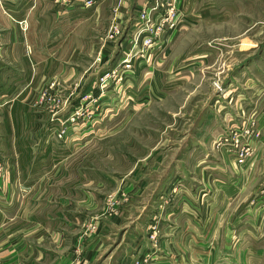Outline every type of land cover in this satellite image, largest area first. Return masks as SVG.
<instances>
[{"label": "rangeland", "instance_id": "1", "mask_svg": "<svg viewBox=\"0 0 264 264\" xmlns=\"http://www.w3.org/2000/svg\"><path fill=\"white\" fill-rule=\"evenodd\" d=\"M5 1L9 4L10 0ZM3 2L0 0V11ZM85 2L53 0L55 13L73 9L86 15L85 19L79 17L85 23L71 21L65 26L64 40L68 41L62 51V34L55 39L59 41L53 50L55 58L67 60L70 75L56 61L54 74H37L35 92L27 99L23 93L15 101L22 104L13 108L0 102V121L10 114L17 121L11 124L6 118L0 123V170L4 168L0 190H5L8 174L10 182L12 164L17 161L16 175L21 173V179L16 182L30 185L16 188L20 196L34 187L43 191L52 182H75L87 196L95 195L102 203L103 211L88 215L80 232L97 237L102 218L131 213L128 205L136 202L132 197L140 207L143 194L151 203L164 196L162 204L155 202L157 212L170 205L171 195L181 198L182 194L171 191L161 195L177 172L178 189L186 188L184 202L191 204L190 195L196 198L198 188L202 197L197 196L198 210L207 208L203 216L207 218L198 213L197 252L189 249L182 234L164 233L159 216H154L148 230L150 243L174 244L176 247L168 249L182 261L179 264H264V71L257 72L264 52V0H177L173 5L172 0ZM177 9L179 15L170 20ZM143 11L150 32L158 25L162 31L153 39L155 46L143 48L147 53L139 55L133 47L141 39L137 31ZM28 19L20 22L24 32L30 28L32 20ZM58 25L56 22L54 28ZM129 63L131 68H127ZM107 75L111 78L103 86L102 78ZM208 108L216 113L213 119L221 132L219 140L213 143L211 139L205 145L201 144L204 134L197 133L211 127L205 124L206 115L202 117ZM33 133L38 135L36 142L31 139ZM197 145L213 147L211 158L226 167L229 162V173L239 175L244 184L241 195L236 192L227 197L220 191L214 211L204 201L211 191V174L221 178L227 173L204 167L205 157L189 151L200 147ZM30 146L48 150L38 155ZM16 148L22 153L16 154ZM243 148L251 153L245 164L238 161ZM146 179L152 183L143 193ZM159 185L163 189L158 190ZM226 211V218L215 216L216 230L210 231L211 217H221ZM186 220L179 222L184 226ZM207 229L210 232L202 234ZM152 234H157L155 241ZM153 251L144 256L135 252L129 264L137 258L157 264L158 254Z\"/></svg>", "mask_w": 264, "mask_h": 264}, {"label": "crops", "instance_id": "2", "mask_svg": "<svg viewBox=\"0 0 264 264\" xmlns=\"http://www.w3.org/2000/svg\"><path fill=\"white\" fill-rule=\"evenodd\" d=\"M4 2L2 3L4 5L3 10L0 11V102H6L14 108L15 101L21 98L23 93L25 99H27L26 97L31 92V94L35 92L33 83L36 81L35 76L37 74L43 75L45 72L51 75L54 74L52 65L56 61H60L62 72H67L70 75L67 60L65 58L61 60L55 58L56 54L53 50L56 45L57 47L59 45L57 44L59 41L55 39L59 37V33L62 34V51L64 43L66 44L68 41L67 39L64 40L68 33V28L65 26L68 27L71 21H76V25L85 23L86 21L81 19H85L86 15L84 12L74 11L73 9H61L60 12L55 13L53 12L55 8L53 0H14L13 4H10L11 0L9 4L5 0ZM22 12H26L28 15L24 16L25 13L21 14ZM80 15H83V18H79ZM26 17L32 21L30 20V28L24 32L20 27V22L25 20ZM56 22L59 25L54 28ZM44 46L46 48L45 53H42L40 49L43 50ZM260 56L264 58V52ZM263 58L259 63V67H257V72L264 71V62L261 63L264 60ZM20 104L22 103L16 106ZM225 110H221V113ZM204 113L202 117L206 115L203 117L206 118L204 120L205 124L209 123L211 127L206 126V130L204 129L197 134H204L201 137V141H203L201 144L207 145L212 141L211 139H213V143L215 140H219L218 136L221 130H219L220 127L218 128V121L215 122L213 119L216 115L213 108H208ZM6 118L10 120L11 124L17 122L15 117L10 114V116H4L0 123L4 122ZM213 125L216 127L214 135ZM72 126L71 124L70 130ZM215 135H217L216 139ZM33 136L34 138L31 137V139L36 142L38 135L33 133ZM15 139L17 140V137ZM197 146L200 147L189 151L195 154L199 153V155L205 157L204 167L211 168L212 172L220 171L223 173L225 171L227 173V177L221 178H215L217 176L214 177L211 174L214 181L211 182V191H206L208 194L205 196L204 201L212 206L214 211L216 195L220 191L227 197H232L236 192L241 195V193H244V190L240 191L244 184L239 175L236 178V176L230 174L229 162H226V167L219 160L211 158L215 155L213 147ZM30 147L31 152H38V155L45 154L44 152L48 150L45 147L38 150L33 146ZM14 151L16 154L22 153L17 148ZM254 155L257 156V148L254 149ZM12 166L13 168L9 166L10 171L13 172L10 175V182H7L8 174L6 181L3 183L5 190L3 192L0 190V264H129L135 252L140 256H144L151 253V250H154L153 254H158L155 257L157 258V264L181 263V260L177 258V261L172 255L171 252L173 251L168 249L176 247L174 244L168 247L162 241L158 246L156 242L155 245L150 243L147 235L154 216H159L160 221L158 224H163L164 233L167 235L173 234L174 236L182 234L189 241V249L197 252L198 213H202V219L207 218L203 217L205 216L206 210L204 209L206 207L202 210L200 208V211L198 210L197 196L200 200L202 199L197 193L198 188L195 189L196 198L189 194L191 204L184 202L182 197L185 194L182 192H186V188L185 190L178 189L179 183L176 179L179 175L177 172H174L175 177L170 182L169 187L163 189L161 187L163 185H159L158 190L163 189L161 195H163V191L166 193L171 191L177 195L182 194L181 198L171 195L168 198L170 202L172 200L170 205H167V199L164 200L167 201L164 203L167 208L163 206V209L157 212L155 202L162 204L164 196L151 203V199L143 194L152 183L146 179L144 180L145 184L142 185L145 190L141 195L142 197H139L140 202L138 204L141 205L140 207L137 206L138 199L132 197L131 201L136 200V202L129 205L127 203L128 208L131 209L129 215L122 212L119 217H112L111 215L110 220L102 218L104 221L101 226V235L86 237L80 232L89 219L88 215L92 217L103 211L99 197L95 195L87 196L83 186H77L78 184L69 182V180L52 182L53 184L51 183L49 186L45 185L46 188L43 191H41L42 188L36 191L37 188L34 187L33 191L30 189L29 194L20 196V191L16 188L30 185L23 183V186H21L22 181L16 182L21 179V173L17 176L18 169L15 167L19 166V162H15ZM25 181L34 184L30 179ZM217 181L219 184H217ZM72 183L74 185H71ZM182 187L185 186L182 185ZM116 210L118 211L117 208ZM187 212L189 216L186 215ZM183 213H185L184 216ZM226 214L222 212L221 217L218 214L211 217V221L213 219L215 223L212 221L210 231L215 232L216 220L226 218L229 215ZM215 216H218V218ZM181 218L187 219L184 226L179 222ZM210 231L207 229L202 231V234ZM170 241L181 244V242L174 239Z\"/></svg>", "mask_w": 264, "mask_h": 264}, {"label": "built area", "instance_id": "3", "mask_svg": "<svg viewBox=\"0 0 264 264\" xmlns=\"http://www.w3.org/2000/svg\"><path fill=\"white\" fill-rule=\"evenodd\" d=\"M93 2V0H86V5H91ZM177 0H172V5L175 3L176 4ZM145 10V9H144ZM143 13L144 11L142 12V21H141V28H140V32L137 31V34H141V39L140 41H136L134 47H133V51H138L136 54H139V55H142L143 53L146 54L147 52L144 51L143 48H151V47H154L155 44L153 43V39L155 38L156 35H158L159 33H161L162 29L160 28V26H156L153 30L155 31H151L150 32V26L148 24H144V19L147 18L148 16L145 14L143 16ZM146 13V12H145ZM179 15V11L178 9L176 11H172V14L169 15L170 16V20L171 19H174ZM172 23V21H171ZM173 24V23H172ZM152 30V29H151ZM153 32V33H152ZM171 32V30H170ZM154 44V46H153ZM142 48V50H141ZM138 49V50H137ZM146 49V50H148ZM139 55H136L135 57H138L139 58ZM130 61L132 62V60L130 59ZM132 64L129 63L128 64V67L127 68H131ZM126 68V69H127ZM128 70V69H127ZM130 71V70H129ZM131 75V74H130ZM113 77V76H112ZM111 78L110 75H107L106 77L102 78V85L104 86L103 82L105 83V81H107V79ZM237 137V136H236ZM236 141H239L237 140L236 138ZM242 152L241 153H238V161L241 163V164H245L246 163V160H247V156L251 155V153L249 152V150L247 151V149L243 148L241 149ZM2 166V165H1ZM4 169V168H3ZM3 169L0 170V174L3 175ZM152 240L155 241L156 238H157V234H152ZM147 262L146 258L143 259V258H137L136 262L134 264H145L144 263Z\"/></svg>", "mask_w": 264, "mask_h": 264}, {"label": "bare ground", "instance_id": "4", "mask_svg": "<svg viewBox=\"0 0 264 264\" xmlns=\"http://www.w3.org/2000/svg\"><path fill=\"white\" fill-rule=\"evenodd\" d=\"M141 58H142V56H141Z\"/></svg>", "mask_w": 264, "mask_h": 264}]
</instances>
